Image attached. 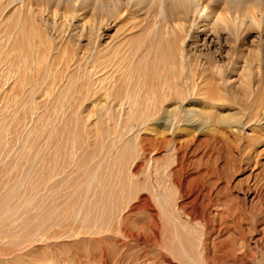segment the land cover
<instances>
[{"label": "bare ground", "instance_id": "bare-ground-1", "mask_svg": "<svg viewBox=\"0 0 264 264\" xmlns=\"http://www.w3.org/2000/svg\"><path fill=\"white\" fill-rule=\"evenodd\" d=\"M16 7L18 8L15 9ZM9 8L13 9L11 18L14 20H9L10 29L6 32V44H11L6 48L7 52L0 53L1 62L4 61L8 66V74L17 76V84L21 83L23 94L28 95L26 102L30 101L34 104L37 100L49 102L47 99L50 96L54 98V104L60 108L62 104L65 107L71 100L75 101L85 89L88 91L86 86L89 85L82 84L83 79L76 77L82 60L90 61L88 62L90 69L99 73L104 72L102 65L97 63L102 54L98 42L103 32L108 31L115 22H118L117 26L130 25L125 35L127 39L113 50L116 54L112 56L115 59L111 62V70L116 74L109 80L107 78L109 71L106 72V81H109L106 84V99L98 103L100 109L97 112L99 118L104 113L110 112L108 117L106 116L107 122L115 123V128L120 130L117 131L125 144H122L124 147L121 148L115 161V165L119 164L121 167L118 175L120 178H115L118 182L114 185L112 173H107L106 184L99 189L96 186L97 192L94 191L92 195H89L91 185L86 182L85 188L79 190L81 195L73 202V212H76L77 216L84 211L86 213L79 225L73 226L71 232L76 237H84L95 230L98 233L104 232L106 228V243L114 242L115 247L120 250L132 243L143 245L153 243L155 240L159 244L160 236L172 240L169 236L171 233L174 245L166 249L180 264L237 262V257L234 256L235 250L232 249L234 253L228 250L223 256H218L215 254V248V251L212 249V246L217 248L214 244L215 237L212 240V236L219 235L223 229L215 224L217 213L212 218L214 211L209 210L213 198L207 180L212 177L209 175H213V172L199 171L196 167L197 170H193L191 164V160L197 155V148L191 150L192 145H196L197 137L213 126L209 119L217 115L208 113L201 117L199 112L194 111L195 117L200 118L198 121L188 116L191 111H185V116L180 117L184 108L183 99L187 95L204 93L211 99L221 98L224 93L221 81L228 79V75L224 73L223 76L221 71L216 73L218 60H215L212 54H208L207 57H197L191 55L185 45L191 34L194 36L190 38L196 39L197 45L203 41L204 47L215 43L214 39L220 41L219 37L225 35L227 43L233 44L234 48L228 51L218 48L217 54L220 59H226L225 54L231 55L227 59V65L233 67V71L240 72L241 69L247 75L248 86L251 85L249 73L264 79V0H0V17L5 11L11 10ZM48 27L60 33L65 31V27L71 29L74 27L81 38L91 39L90 45L93 48L85 50V53L87 52L83 55L85 59H79L78 52L82 49L76 48L69 32L67 36L59 34L60 37L57 38L48 33ZM136 29L142 30L147 39L150 36L151 38L145 42L132 40L130 44H125L133 36L129 30ZM255 33L259 34L260 40L257 54L250 40ZM142 53L145 54V58L153 60L154 75L147 74L150 70L144 75L136 76L140 69L134 65L135 60L143 56ZM257 63L258 68L255 66ZM108 67L106 66V70ZM257 69H260V73L254 72ZM117 73L123 78L118 80ZM259 84L261 86L257 90L251 86V94L246 101L247 108H244V111L231 115L233 119H226L224 116L215 118L219 119L216 127L222 128V134L236 136L240 141L238 147L243 143L242 155L247 162L251 161L255 148L261 142L262 134L257 133L258 130L264 132V83ZM113 98L116 99L117 105L110 107L106 101ZM198 102V100L194 101L191 105ZM55 109L59 108L55 107ZM242 116L245 119L239 118ZM202 118L205 121H202ZM115 128L111 127L110 130ZM135 130L137 132L133 137L124 140V137ZM118 132L115 131L116 135ZM248 132L257 135L248 136ZM115 133L111 132L114 136ZM215 133L213 131L205 134L214 136ZM182 134L189 139L177 141L176 138ZM227 136L225 137L228 140ZM244 139L248 142V146L244 143ZM206 141L210 142L209 139ZM197 142V145L202 144ZM162 149L174 153V158H171L174 164L165 165L156 161L153 154L161 152ZM198 149L200 150V147ZM148 185L155 188L156 193L153 195L156 197L160 211L151 204L149 197L142 198L138 204L132 201L135 197L134 190L138 188V190L140 188L151 190L147 189ZM18 194L16 190H8L5 203L0 209V216L10 212L9 205H12ZM94 195L99 203L93 209L91 198ZM139 209H146L151 219L149 217L150 220L135 227L139 218H135L133 214ZM94 210L97 211V217L90 219ZM48 231L49 233L42 231L40 236L47 238L50 232L52 233V230ZM114 253L115 251L112 253L110 250V246L109 248L106 246V253L103 251L100 254L101 259L95 264H122L125 253L121 252L119 259H115ZM153 253L156 254V258L151 259ZM96 257L98 256L94 258ZM250 257V255L247 257L248 260ZM142 260H144L143 264L172 263L171 259L157 248L153 252L146 250ZM259 260H257L259 264H264V257L263 262L260 260L262 263ZM93 262L89 261L87 264ZM56 264L67 263L58 261ZM79 264L86 263L80 259Z\"/></svg>", "mask_w": 264, "mask_h": 264}, {"label": "rangeland", "instance_id": "rangeland-1", "mask_svg": "<svg viewBox=\"0 0 264 264\" xmlns=\"http://www.w3.org/2000/svg\"><path fill=\"white\" fill-rule=\"evenodd\" d=\"M9 9L11 10L5 11L3 17H0V53L7 52L6 48L11 44H6V32L10 29L9 20H14L11 18L13 9ZM117 24L118 22H115L108 31H104L101 40L98 42L102 54L97 63L102 65L104 71L101 73L90 69L88 65L90 61H86L87 59L83 57L84 54H87L85 50H92L93 48L90 45L92 43L90 38H81L78 30L74 27L72 29L65 27V33L55 32L50 27L47 28L48 33L57 38L60 37L59 34L61 36L66 34L67 36L69 32L74 39L76 48L80 47L82 49L78 52V58L85 59L81 61L76 77L83 79V81L80 80L82 84L89 85L86 86L88 91L85 89L83 94L77 96L75 101L71 100L65 107L62 104V108L54 104V98L50 96L47 99L49 102H41L40 100H37L36 104L30 103V101L26 102L28 95L23 94L21 83L17 84V76L14 77L8 74V66L0 59V209L5 203L4 199L9 189L16 190L19 193L12 201V205H9L10 212L5 216H0V264H56L58 261H66L67 264H79L80 259L86 264L89 261H94L93 264H95L101 259L100 254L103 251L106 253V246L108 248L110 246L112 253L115 251V259H119L121 252L125 253L122 264H143L142 257L145 256V251L153 252L156 248L171 259L172 263L170 264H180L172 253L166 249L168 246L172 247L174 245L171 233L169 236L172 240L167 239L165 236V239L160 236L159 244L154 240L153 243L158 244V246L152 245L153 243L143 245L132 243L129 246H124L125 249L122 247L120 250L117 246L115 247L114 242L106 243V228L105 233L100 232V234L95 230L92 234L84 235L85 238L83 236L76 237L71 232L73 226L79 225L78 223L81 222L86 213L84 211L83 214L77 216L76 212H73V202L81 195L79 190L85 188L86 182L91 185L89 195H92L94 191L97 192L95 190L96 186L99 189L100 186L106 184L107 173H112V183L114 185L118 182L115 178L119 177L121 167L119 164L115 165V161H117V155L121 148L124 147L122 145L124 144L123 140L118 132L120 130L115 128V123L107 122L110 112L104 113L101 118L97 116L100 109L98 103L106 99V84L109 82L106 81V72L109 71L107 74L109 80L116 74L111 70V62L115 59L112 56L116 54L113 50L127 39L125 35L130 27L128 24L126 27L117 26ZM129 31L133 36L125 44H130L132 40L145 42L151 38L150 36L147 39V36L139 29ZM189 38L186 41L185 48L188 49L191 55L194 54L202 58L212 54L215 60H218L216 73L221 71L223 76L224 73L228 75V79L221 81V88L224 90L221 98L211 99L204 93L187 95L183 99L182 105L184 108L180 114V117H182L185 116V111H191L188 116L198 121L200 118L195 117L194 111L199 112L201 117L208 113L217 115L209 119V121H212L210 123L213 126L206 129L203 135L197 137L196 145L197 141L202 144H198L197 147L194 144L195 146L192 145L191 149L197 148V155L191 160L193 170L213 172V175L209 176H214L213 178L208 176V179H210L207 180L213 198L209 210L214 211L212 218L217 215L216 226L223 227V229L219 235L214 234L212 236L211 239L213 240L215 237L214 244L217 245V248L212 246V249L215 248V254L218 256H223L228 250H235L236 253L233 250L232 252L236 255L232 254L237 257L238 263L233 261L232 264H259L257 260L260 258L262 261L264 257V132L258 130L257 133L262 134L261 142L255 148L251 161L247 162L242 155L244 149L241 146L243 143L238 147L240 141L236 136L222 134V128L216 127L219 119L215 118L224 116L226 119H233L231 115L244 111V108H247L246 101L251 94V86L256 90L259 89L261 86L259 83H264V79L254 77L252 73H249L251 85L248 86L246 84L247 75L241 69L240 72L233 71V67L227 65V59L231 55L225 54L226 59H220L221 57L217 54L219 49L222 48L223 51H228L234 48L233 44L227 43V39H225L227 36H220V41L214 39L215 43L209 47L207 45L204 47L203 41L197 45L196 39ZM211 39H213V36ZM199 40L201 39L199 38ZM250 40L253 48H255V54L259 53L257 50L260 43L259 34H253ZM202 44L203 46H201ZM142 55L135 60L134 65H137L140 69L136 76L144 75L146 71L150 70L147 74L154 75L153 60H149L148 57L145 58L143 53ZM147 63H152V65H147ZM106 66H109L107 70ZM255 66L258 68V63ZM224 68L228 70L224 71ZM257 70L254 72L260 73V69ZM121 78L123 76L117 73V79L120 80ZM139 80L141 81V78ZM115 100V98L108 99L106 103L110 107L117 105ZM197 100L199 101L197 104L191 105ZM210 105L215 106V108ZM55 107L59 109L56 110ZM243 116L239 118L243 119ZM111 127L115 128L114 130L118 132L117 135L113 129L115 136L111 134ZM213 131L216 132L214 136L213 134H205ZM136 132V130L131 132L126 138L124 137V140L133 137ZM257 133L251 134L248 132V136L257 135ZM109 134L110 137H108ZM187 139L189 137L184 134L176 138L177 141ZM207 139L210 142H207ZM243 141L248 146V142L245 139ZM172 153L162 149L161 152L159 151L153 155L159 164L172 165L174 164V160H172L174 153ZM128 164L129 162L126 164V168ZM126 168H123V170H126ZM138 189L134 190L133 195L135 197L132 201L138 204L142 198L149 197L151 204L155 208H159L156 197L153 195V193H156L155 188L148 185L147 189L152 191ZM93 197L91 203L94 204V207H91L94 209L99 202L95 200L97 198L95 195ZM155 200L156 202H154ZM206 202L208 201L206 200ZM157 210L160 211V208ZM148 214L146 209L137 210L133 214L135 218H139L135 227L137 225L139 227L150 220L151 217ZM224 216H227V218ZM96 217L97 211L94 210L90 215V219H96ZM44 230L47 233H49L48 230H52V233L50 232L47 238H42L40 234L42 231L45 233ZM185 230L187 231V229ZM180 232H182V229H180ZM245 254L246 256H244ZM249 255L251 257L248 260ZM95 256L98 257L95 259ZM154 258H156V254L153 253L151 259ZM157 264L169 263L157 262Z\"/></svg>", "mask_w": 264, "mask_h": 264}]
</instances>
